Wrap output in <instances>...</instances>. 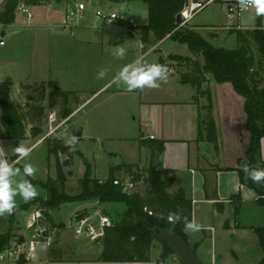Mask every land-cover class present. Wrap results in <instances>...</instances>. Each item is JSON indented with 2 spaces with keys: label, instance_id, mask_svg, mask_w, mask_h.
<instances>
[{
  "label": "crops",
  "instance_id": "obj_1",
  "mask_svg": "<svg viewBox=\"0 0 264 264\" xmlns=\"http://www.w3.org/2000/svg\"><path fill=\"white\" fill-rule=\"evenodd\" d=\"M197 1L209 2V4L196 15L188 27L198 31L215 46L225 48L229 42L230 45L237 47V31L264 29V15L258 16L255 8H251L243 17L228 18V7L237 0ZM62 3L56 0L54 4ZM123 6L128 13L138 8V5ZM33 9L36 8H32V11ZM204 14L206 16H203ZM85 19L86 17L80 18L73 27L72 33H68L69 42L64 43L61 40L60 42L63 43L58 47L60 53L57 63L64 67L69 66V81L67 80L66 84L71 85L69 88L59 90L72 93L73 97V94H88L82 104L75 103L78 106L70 111L65 120L70 123L76 113L81 108L84 111V107L93 104L94 98L101 92L104 94L111 91L107 100L100 104L101 108H106V111L99 115L103 117L108 113L109 116L115 117L113 122L104 125L105 128L132 135L131 139H127L124 136L121 137L123 135L121 134L118 140H132L135 159L137 156L134 162H123L119 166H113L111 173L114 172L115 178H120L121 175L128 177L140 166L146 171L151 163L161 169L174 172L177 181L168 189V192L174 194L183 189L187 200L192 203V220L195 219L202 225L200 231L186 232L189 245L195 249L200 259L205 264H260L264 253L254 229L264 227V205L257 203L258 195L254 190L240 183L239 173L236 170L239 159L245 156V151L250 144V135L246 128L245 99L234 90L230 83L218 84L212 76H208L202 89L210 91L211 100L208 97L199 96V100L195 101V88L190 84L182 83L178 72L170 74L167 82L161 83L157 89L127 91L125 87L117 86L112 82V77L124 64L137 58L146 63L159 64L163 55L165 57L172 54L178 55L174 52L177 46L185 45L173 41L170 36L157 43L153 41L143 44L139 35L125 26L119 27L117 31H105L106 23L101 26L94 25L92 22L82 25L81 20ZM96 20L101 19L96 18ZM60 23L61 20L56 25L48 26L54 38L67 36V32L60 29ZM147 23L142 26H146ZM32 25L33 20L30 24L28 22L25 24L28 28ZM108 27L113 28V26ZM9 37L8 33V40ZM150 38L153 39L152 36ZM132 41L133 46L128 45V42ZM157 45V49L151 51ZM117 47L126 49L127 55L124 59L113 56V51ZM188 53L184 57L191 56L189 48ZM143 55H145L144 58H142ZM101 68H109L110 71L105 78L98 79L97 74ZM5 73L7 72H2L3 78L0 82L5 81ZM10 79L20 88L26 85L25 82L17 81L13 77ZM42 82L60 85V82L54 78L45 79L40 83ZM78 83L87 84V87L77 88ZM91 85H95L94 88ZM113 87L115 89L110 90ZM11 97L14 101L13 90ZM232 99L237 102V109L228 102ZM210 103L217 129V145L199 138L201 119L207 113L204 107L209 106ZM31 128L32 125L27 126L26 139L21 142V145L31 148L32 151L42 144H46L48 148V143L44 141L27 146ZM87 131L86 127L82 128L74 136L81 133L83 137ZM149 135L155 136V139L149 140L147 138ZM7 141L9 140L0 138V147L5 148ZM159 143L164 144L163 152L153 158L151 145ZM13 157L7 156V159ZM24 160H20L14 167L23 168ZM259 161L264 162V139L261 142ZM127 166L134 167L132 173L126 170ZM96 179L105 181L109 178ZM46 197L47 192L44 197L39 198ZM76 203L79 205L74 209V213L94 214L100 207L114 224L120 223L122 213L125 211V208L121 207L123 204L119 203H102L100 206H97L96 200ZM115 212L120 213L119 216H111V213ZM51 215L55 225L60 228L53 247L47 250L39 246L33 261L25 264H131L101 261L103 241L93 243L86 238H77L71 230L69 231L73 235H69L68 238L66 235L69 231L64 228L65 224H58L55 221L53 211ZM17 226H20V229L17 233L14 232L16 235L14 241L24 240L22 233L25 221L21 219L20 225ZM160 244L162 258L163 244L161 242ZM96 247L99 249L94 251ZM172 255L175 256L174 254L169 256ZM252 257L253 261H251ZM148 263H151V259ZM157 263L161 262L154 261V264Z\"/></svg>",
  "mask_w": 264,
  "mask_h": 264
},
{
  "label": "trees",
  "instance_id": "obj_2",
  "mask_svg": "<svg viewBox=\"0 0 264 264\" xmlns=\"http://www.w3.org/2000/svg\"><path fill=\"white\" fill-rule=\"evenodd\" d=\"M51 0H5L3 10L0 13V22L5 27L16 23L21 3L31 8L47 6ZM73 5L77 0H61ZM114 6L126 5L132 7L137 3H144L148 9V23L146 26L132 27L130 30L137 33L143 44L159 42L170 35L173 41L186 45L191 56L176 57L180 66L185 71L178 72L181 82L192 85L196 90L195 101L199 96L208 97L211 100L209 90H203L208 76H212L218 84L230 83L234 90L245 99V113L247 116L246 128L250 135L249 148L243 158L238 161L240 183L254 190L258 195L257 203L264 205V184L258 185L245 178L241 166L247 163L250 167H264V162L259 161L261 142L264 139V29L257 28L248 31H237V47L228 49L215 46L204 38L198 31L190 27L178 29L177 16L185 8V0H102ZM153 37V39L150 38ZM258 55V56H257ZM11 82L0 83V138L15 141V146L21 145L26 139L27 126L32 125L30 134L37 138L42 131V119L44 108L40 105L45 100V85L40 87V99L29 98L23 106L12 100ZM55 93L66 97L72 93L57 90V84L49 82ZM31 89V85L23 86ZM37 89H34L35 92ZM35 101L37 103H35ZM68 103V99H65ZM206 115L201 119L199 138L206 139L217 145V129L212 116L211 103L204 107ZM70 111L67 112V115ZM164 144L151 145L153 158L163 152ZM49 157L56 159V177L49 176L45 182L33 180L27 177L33 185H39L47 192V197L31 200L24 203L19 211L27 212L33 209L41 211L45 221L54 225L51 212L59 209L62 204L100 201L101 203H119L125 206L121 221L113 227L106 229L103 239V252L101 261L106 263H134L150 262L153 236L150 229H167L178 234L188 243L184 230V220L173 223L170 221V213H178L181 217L192 220V203L187 200L185 191L178 190L170 194L168 189L177 181L176 174L155 166L153 163L146 170L144 181L148 184L145 195L140 193H125L120 186L114 184L116 180L114 172L105 181L93 177L91 166L79 150L78 142L75 151H70L68 146L59 141L48 143ZM67 156L65 162L60 161V156ZM82 156L86 165L84 177L79 179V193H68V175L65 168L71 165L74 156ZM14 160L17 159L15 155ZM130 173L133 166L125 167ZM132 173L131 175H133ZM150 212L152 214H150ZM18 210L14 209L12 215H7L10 223L7 232L0 234V251L6 249L15 239L13 224H16ZM17 230L20 227L16 228ZM261 248L264 253V227L255 228ZM189 244V243H188ZM195 251V249H193ZM196 252V251H195ZM173 252L163 244L162 258L165 259ZM20 261L17 264H25ZM260 264H264V258Z\"/></svg>",
  "mask_w": 264,
  "mask_h": 264
},
{
  "label": "rangeland",
  "instance_id": "obj_3",
  "mask_svg": "<svg viewBox=\"0 0 264 264\" xmlns=\"http://www.w3.org/2000/svg\"><path fill=\"white\" fill-rule=\"evenodd\" d=\"M136 5H138V8L134 9L131 13H128L123 5L115 6V10L121 17L131 19L136 26H142L146 24L148 20L147 6L144 3H138L134 4L132 7H136ZM71 7H73L72 4ZM67 10H69V13H71V10L68 9L67 4L64 2L61 5L54 4L52 7H39L33 9V25L29 28L25 26V24L27 23L26 18L19 13L17 15L16 24L11 28H7V32L10 34L7 46L4 48H0V79L3 78L1 77L2 72H7L5 73L6 77L4 78V80H6L8 77H13L17 81H22L25 82L24 84L26 85H31V89L26 90L23 87L20 88V86L15 85L13 81H11V88L13 90V99L15 103L26 106V104H30L28 102V97H34L36 100H39L41 93L39 91L40 87H42V84L45 85V100L40 104L45 111L44 117L42 119L43 133L37 138H34L30 135L27 146L35 144L36 142H43L44 138L48 134V117L52 111H55L57 113L59 120L65 119L68 116L67 112L72 111L73 108L78 106L75 103L80 102L82 104L88 96V94H73V97L70 94L69 96L62 97L55 93L53 86H49V82L40 83L45 79L49 80L50 78H54L55 80H58V82H60V85H58L56 88L57 90L61 88L65 89L71 87L69 83L66 84V81H69V66L64 67L61 64L57 63V57L60 53L58 51V47L63 42H69V34L66 33L67 36L63 38H54L53 35H51L53 32L49 31L48 28L49 24L56 25L58 22H60V20H62L63 18L62 16L66 13ZM98 10L107 13V3L102 0H95L92 1L90 5L88 4L86 19L81 20L82 25L90 22H92V24L94 25L99 24L98 26L104 25V20H96L95 13ZM205 13L207 15V12ZM245 13L246 12L242 13L241 16L243 17ZM206 15L204 14L203 16ZM119 27H121L119 22L113 24V28H109L105 25V31H117L120 29ZM13 32L15 34H12ZM61 40H63V42H60ZM132 44L133 41L128 42V45L133 46ZM225 48L234 49L236 47L230 45L228 42ZM174 52L182 56L189 54L186 45L177 46ZM178 55L172 54L167 57L163 55L160 59L159 64L174 68L176 72L185 71L186 69L180 66L179 62L176 59ZM0 83H2V81ZM92 86L94 88L95 85H91V87ZM76 87L81 89L87 87V84L84 85V83H78L76 84ZM115 87L111 88L110 90L115 89ZM34 89H37V92H35ZM110 92L111 91L104 94H102L103 92H101L100 94L102 95L99 96V94L98 96H96L94 98L95 101L93 102V104H91L89 107H84V111H82L83 108H81L76 113V116H73L74 118L70 123H67L66 125L61 127L55 134L44 140V142L46 143L59 141L63 145L67 146V141L75 133H77V131L86 127L88 129L87 134L81 137V139H78V147L82 155L90 164L93 177L99 179L109 178L113 166H119L123 164V162H134V160L137 159V156L135 159V155H133V152H135L133 150L134 142L132 140H118L121 134H123L121 135V137L124 136L127 139H131L132 135H129L130 133H127V135H125L124 133L115 132L111 128H105L104 125L113 122L115 117L109 116L108 113L104 114L103 117L99 115L100 113L106 111V108H101L100 104L104 103L107 100ZM65 99H68L69 103H65ZM37 102L35 101V103ZM228 102L233 104L237 109L236 101L232 99ZM15 147V141L13 140H9L7 141V143H5L4 150L6 151L7 156L13 157L16 154L13 150ZM67 159L68 158L65 155L60 156V161L62 163ZM8 161L12 162L14 161V158L8 159ZM27 163H32L38 169L35 176L31 177L34 180L45 182L49 176L56 177V159L54 156L49 157L46 144H42L35 150L31 151L30 156L24 160L23 165ZM20 169L22 173L23 168ZM70 171L74 173V176L68 175ZM65 172L68 175V193H70L71 195L78 194V180L83 178L86 172V165L82 156H74L71 160V165L65 168ZM145 175L147 176V174ZM21 178V176H18L17 180H20ZM119 179L125 180L127 179V177H122L121 175ZM34 186H36L39 192V195L37 197H44L46 195V191L42 187H40L39 185ZM147 188L148 184L146 183V181L142 180L131 193H140L142 195H145ZM15 199V209L20 212V214L17 215V220L23 219L25 221V227L22 235L25 238L24 240L29 243L30 230L28 226L32 222V215L35 210L33 207L32 210L25 213L19 211L21 205L25 202L20 196H17ZM78 205L79 204H77L76 202H68L62 204L59 209L53 211L55 221L58 224L67 225L70 222L72 214L74 213V209ZM121 207L125 208L124 205H122ZM119 214L120 213L115 212L111 213V216L116 217L119 216ZM7 217V215L0 217V234H4L9 228L10 223H8ZM12 227L14 228V232L17 233L18 230L16 228L20 226L13 224ZM71 233L72 232L69 231V234H67L66 236H68L69 238V235H73ZM96 249L99 248H94V251H97ZM259 249H261L260 246ZM160 254L161 244L159 241L154 240V242L152 243L150 264H154V261L156 260H159L161 263L164 262L165 264H183L176 255H172L163 259L161 258ZM253 260L254 259L252 257L251 261Z\"/></svg>",
  "mask_w": 264,
  "mask_h": 264
},
{
  "label": "built area",
  "instance_id": "obj_4",
  "mask_svg": "<svg viewBox=\"0 0 264 264\" xmlns=\"http://www.w3.org/2000/svg\"><path fill=\"white\" fill-rule=\"evenodd\" d=\"M56 0H51L47 7H52ZM92 0H82L76 1L71 5L67 4L69 10L63 15V18L60 23V29L63 32H71L73 27L78 23L80 18L86 17L88 4ZM5 0H0V13L3 10V5ZM209 2H199L190 0L188 6H185L184 10L180 13L182 17V21L179 24L178 29L182 27H187L189 23L198 15L201 11H203ZM108 12L96 11L95 17L97 19L104 20L107 26H113V24L119 22L120 26H125L129 28V30L136 26L131 19H127L125 17H121L119 13L115 10V6L107 3ZM112 7V9H110ZM251 8L247 10H242L238 4V2L231 3L228 7V18H240L242 13L249 11ZM18 13L22 14L27 22L30 24L34 18V14L32 8L27 6L24 3H21L17 8ZM137 27V26H136ZM5 32V35H3ZM170 36V35H169ZM8 44V32L7 27H5L0 22V48L6 47ZM158 47L154 46L151 51L156 50ZM145 55L142 56L144 58ZM168 67V66H167ZM170 74L176 73L174 68ZM68 120L62 119L59 120L57 113L52 111L48 117V134L44 138V140L51 135L55 134L61 127L66 125ZM149 140H154L155 136L149 135L147 137ZM43 140V141H44ZM11 163V162H10ZM146 171L144 167H138L133 175H129L127 179L121 180L117 178L114 181V184L120 186L125 193H131L133 189L144 180ZM102 203L97 201V206H100ZM150 214H152L150 212ZM170 221L171 218L169 219ZM115 224L112 219L107 215L100 207H98L94 214L88 213H74L71 216L70 222L65 225V229L71 230L77 238H86L87 240L93 243H99L103 241L106 233V229L109 227H113ZM30 230V240L27 243L25 240L17 239L13 241L10 246L6 249L0 251V263H9V264H17L20 261L30 262L35 258V253L39 246H43L45 249L49 250L53 247L56 237L60 231V228L55 224H51L43 218L41 211H35L32 215V222L28 226ZM131 264H149L146 262H134ZM164 264V263H157Z\"/></svg>",
  "mask_w": 264,
  "mask_h": 264
},
{
  "label": "clouds",
  "instance_id": "obj_5",
  "mask_svg": "<svg viewBox=\"0 0 264 264\" xmlns=\"http://www.w3.org/2000/svg\"><path fill=\"white\" fill-rule=\"evenodd\" d=\"M242 10L255 8L256 14L264 15V0H237ZM127 55L124 47H117L113 51V56L117 59H124ZM109 68H101L98 71L97 78L103 79L107 76ZM173 69L166 65L158 63H146L142 59L137 58L133 61L124 64L112 77V82L117 86H123L129 92L135 90H143L144 88L157 89L161 83H166ZM78 138L72 136L67 141V146L70 151L76 150ZM17 155V160L10 163L7 159L6 151L0 147V217L12 215L16 207V197L20 196L25 203L35 199L39 192L27 177H34L38 169L32 164L23 165L21 169L14 167L20 160L30 156L32 149L24 145H18L14 149ZM241 170L245 174L246 179H250L253 183L264 184V167H250L247 163L241 166ZM21 176L20 180L17 177ZM170 218L173 223L184 220L185 232L200 231V225L195 219L188 220L187 217H181L178 213H170Z\"/></svg>",
  "mask_w": 264,
  "mask_h": 264
},
{
  "label": "water",
  "instance_id": "obj_6",
  "mask_svg": "<svg viewBox=\"0 0 264 264\" xmlns=\"http://www.w3.org/2000/svg\"><path fill=\"white\" fill-rule=\"evenodd\" d=\"M185 6H188L190 0H185ZM197 1V0H193ZM58 3L61 0H57ZM112 9V7H110ZM182 21V17L179 14L177 16V23L180 24ZM5 35V32H3ZM6 83L11 82L10 77L5 80ZM77 138L81 137V133L76 135ZM17 225H20V220H17ZM152 236L157 241L165 244L174 255H176L183 264H205L200 257L198 256L197 252L191 248V246L185 242L182 238L178 236L175 232H172L167 229H150Z\"/></svg>",
  "mask_w": 264,
  "mask_h": 264
}]
</instances>
